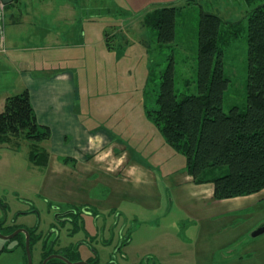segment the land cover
<instances>
[{"label": "rangeland", "instance_id": "rangeland-1", "mask_svg": "<svg viewBox=\"0 0 264 264\" xmlns=\"http://www.w3.org/2000/svg\"><path fill=\"white\" fill-rule=\"evenodd\" d=\"M157 1L160 0H28V6L35 3L34 8L38 7L35 13L50 11L49 17L57 15L70 20L77 8L78 22L66 29L65 34L71 37L61 38V43L40 45L26 41V47L20 45L14 55L29 59L36 69L74 70L79 87L77 105L87 107L86 111L85 107L81 111L83 120L92 114L93 122L107 125L108 119L100 116L102 112L95 105H121L122 128L133 123L142 125L141 131L134 128L139 133L130 128L131 134L144 136L137 141L145 151L142 160L151 162L159 152L173 151V158L164 157L163 162L169 168H176L186 163V156L169 145L163 146V134L146 112V107H157L162 73L174 60L176 90L183 94L198 92L201 13H216L223 19L220 44L225 52V72L230 78L225 109L233 105L245 109L248 13L264 0H254L251 4L244 0H179L166 4ZM1 2L3 6L8 4ZM171 6L178 7L176 36L172 42L161 43L146 15ZM64 26L62 24L63 29ZM35 28L42 30L41 26ZM154 127L159 129L161 143L153 136ZM122 133L131 137L123 130ZM10 138L9 143H0V220L10 229L18 225L36 227L33 234L39 239L32 244L33 264H41L43 251L55 252L60 248L64 250L63 247L73 248L68 252L71 259L85 261L89 257H99L98 264H107L110 259L120 264H193L192 245L185 237L195 233L196 228L183 221L177 222L180 218L185 220V216L174 206L150 215L138 211V217L128 220L120 209L117 224L116 213L111 211H97L99 217L81 214L78 225L70 230V225L56 223L54 202L40 192L43 166L34 165L29 159L30 141L22 135ZM52 224L57 229L50 235ZM19 243V238L10 242L0 239V264L27 263L26 249ZM5 245L6 249L1 252ZM119 245L121 247L116 250Z\"/></svg>", "mask_w": 264, "mask_h": 264}, {"label": "crops", "instance_id": "crops-1", "mask_svg": "<svg viewBox=\"0 0 264 264\" xmlns=\"http://www.w3.org/2000/svg\"><path fill=\"white\" fill-rule=\"evenodd\" d=\"M26 1L18 3L24 5L21 8L14 3L3 6L0 0V109L3 111L8 96L28 89L39 122L51 129V136L42 144L50 155L43 167L42 195L56 203L91 206L100 212L121 209L127 220L138 217V211L150 215L174 206L185 216L177 222L196 228L185 237L192 245L193 264H264V234L257 238L250 235L264 223V189L217 199L214 183H197L186 163L169 168L163 162L164 157L173 158V151L159 152L153 161H143L145 151L137 141L144 136L130 133L131 127L141 131L142 125L122 128L121 105H95L103 113L100 116L108 119L107 125L93 122L92 114L83 120L81 111L87 107L77 105L79 87L74 70L36 69L29 59L14 55L20 45L26 47V41L53 45L71 37L65 32L77 24L78 10H73L76 12L70 20L49 17L50 11L35 13V3L28 6ZM121 128L131 137H125ZM158 130L154 127L153 136L161 143Z\"/></svg>", "mask_w": 264, "mask_h": 264}, {"label": "trees", "instance_id": "trees-1", "mask_svg": "<svg viewBox=\"0 0 264 264\" xmlns=\"http://www.w3.org/2000/svg\"><path fill=\"white\" fill-rule=\"evenodd\" d=\"M177 10L176 6L161 7L146 15L159 42L175 39ZM222 24L220 15L202 11L198 92L183 94L176 90L172 60L162 73L157 107H146V112L166 142L186 156L187 170L195 181L213 182L215 198L228 199L264 189V2L248 13L245 109L238 105L225 109L230 78L220 44ZM19 135L30 141L29 159L34 165L47 166L50 155L40 143L49 139L51 129L39 122L28 89L7 97L0 112V143H9L11 136Z\"/></svg>", "mask_w": 264, "mask_h": 264}, {"label": "flooded vegetation", "instance_id": "flooded-vegetation-1", "mask_svg": "<svg viewBox=\"0 0 264 264\" xmlns=\"http://www.w3.org/2000/svg\"><path fill=\"white\" fill-rule=\"evenodd\" d=\"M48 200V197H45ZM53 203V205H55V214H56V223L58 224H62V225H70L69 230L74 227L75 225H78V222L81 220L80 215L81 214H87V215H94L99 217L100 213H98L97 211H95V208H92L91 206H75L72 204H62V203H56L54 200H51ZM100 212V211H99ZM115 218L117 219L116 224L118 223V219H119V214L117 212H115ZM115 219V220H116ZM5 222L4 220H0V239L3 241H7L10 242L11 240L17 239L19 238L21 240V243H19L18 245H23V248L26 249L25 251V255H26V264H29V257H28V247L30 249H32V244L39 239V237H37L36 235H34L33 233L36 231V227H32V228H28L21 225H18L16 227H14L13 229L8 228L9 226L7 225V227L4 226ZM115 226V225H114ZM14 232V230H16ZM57 228L54 224L51 225V234H53V231H55ZM113 233H115V230H112ZM13 232V233H12ZM21 232V233H20ZM23 234H25V236H21ZM21 236V237H20ZM93 238H95L93 236ZM47 246V244L45 245V247ZM7 247V245H5L3 247V249H1V252L4 251ZM121 247V245H119V247H116V250L119 249ZM64 250H62V248H60V250L55 251L54 250H49V251H43L42 255L43 258L41 260V264H62V263H67V264H98L100 262L99 257L98 259L96 257H89V259L83 261V260H74L71 259L69 257V253L68 252H72L73 248L71 247H63ZM32 254V252H31ZM33 259V258H32ZM92 259V260H90ZM33 264V263H32ZM107 264H120L117 260L114 259H110L109 262Z\"/></svg>", "mask_w": 264, "mask_h": 264}, {"label": "water", "instance_id": "water-1", "mask_svg": "<svg viewBox=\"0 0 264 264\" xmlns=\"http://www.w3.org/2000/svg\"><path fill=\"white\" fill-rule=\"evenodd\" d=\"M4 3H9L11 2L12 0H2ZM264 234V223H262L260 226H258L255 230H253L251 232V237H254V238H257L261 235ZM28 257H29V264H32L33 263V259H32V254L30 252V249L28 247Z\"/></svg>", "mask_w": 264, "mask_h": 264}]
</instances>
